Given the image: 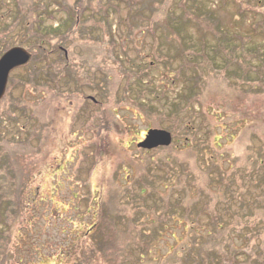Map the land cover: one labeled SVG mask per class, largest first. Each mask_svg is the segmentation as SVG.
Masks as SVG:
<instances>
[{"label":"rangeland","instance_id":"374dc122","mask_svg":"<svg viewBox=\"0 0 264 264\" xmlns=\"http://www.w3.org/2000/svg\"><path fill=\"white\" fill-rule=\"evenodd\" d=\"M64 2L82 12L63 35L25 31L41 21L37 5ZM249 44L264 53V0H0V54H33L0 101L7 150L34 199L9 260L177 264L187 238L206 245L208 233L242 228L264 240V69L262 55L246 57ZM33 68L42 72L32 81ZM151 128L169 131L171 145L139 149ZM181 164L192 173L179 184ZM208 202L226 226L212 229Z\"/></svg>","mask_w":264,"mask_h":264},{"label":"trees","instance_id":"16d2710c","mask_svg":"<svg viewBox=\"0 0 264 264\" xmlns=\"http://www.w3.org/2000/svg\"><path fill=\"white\" fill-rule=\"evenodd\" d=\"M64 4L65 2L59 4V6H55V8L53 7L54 6L53 3H48V5L45 4L44 7H41L40 4L37 5L36 8L40 10L39 17L42 16L40 18L41 21L36 22L34 24V21L38 17L37 18L35 17L36 19L33 21H30L31 20L30 18L27 19V21H25L26 23H24L25 31H28V33L39 32L41 34L42 31L49 29L48 30L49 32L45 31L43 36L46 37L48 36V34L51 35V33L53 34L54 32L58 34L57 36L63 35L64 32L62 33L61 30L67 26L66 24L71 20L72 17L76 18L77 15L80 17L81 12H82V9L78 6V4L71 5L70 9L68 8L69 6L68 7L66 6V8L63 9ZM60 12H64V14L66 15V18H64L63 21H60L54 28L53 27L47 28V25H45V21L50 20L51 26H52V24L56 21V14H59ZM20 16L21 14L19 11L17 15L18 20H22L24 18ZM44 16L46 17V19L43 18ZM75 23H77L76 19H75ZM223 41L225 42V40ZM37 43L39 44V47H38L39 51H43L45 56H48V54L51 53L49 50H46L44 52L42 48L44 47L43 46L44 38L37 40ZM241 48L244 49L242 46ZM245 49H247L249 53L246 57H251V58L258 57L259 58L260 55H262V59H263L261 61L262 64L259 63L258 66H260L261 64L264 69V53L258 52V46L253 47L251 44H249V45H246ZM55 50L57 51V49ZM65 64L66 63H64V68H66ZM247 65L249 66V64ZM62 67H63V63H62ZM41 72H42V69L38 70V69L33 68L32 73H30V71L28 72L30 74L29 79L33 81V79L35 78L34 73L39 74ZM254 72L257 73V71H254ZM48 75L50 76V81H53L51 75L50 74ZM76 76L78 77V80H81L78 74H76ZM190 101L191 100H188V103ZM176 105L177 106L175 108L177 111H181V109L184 107L183 104L176 103ZM18 108L22 109V113H25L28 106L25 103H20ZM6 123H7V120H4L2 118L0 122V264H35L32 261L23 260L22 258L21 259L18 258V260L13 259L12 261L9 260V250H10L11 243H12L13 228L15 224L19 222V218L20 216H22L23 211L25 209L31 208L34 202V199H32L33 198L32 193H29L30 190L26 192L27 185L19 181L20 172L18 171L17 166L14 162L13 154L9 153V151L7 150V144L5 142H10V141L7 140V138L4 136L7 133L5 130ZM3 142H4V145H3ZM205 142H206V145H209L208 140H206ZM161 148L166 149L168 147H160V149ZM141 150H145V149H141ZM211 157H215V155L211 154ZM181 166H182L183 171L181 172L180 176H178V179H177L179 184L184 183L188 179V177L191 176V173H192L191 169H188V170L183 169L184 164L183 165L181 164ZM167 172L169 174L170 173L172 174V169L167 168ZM209 172H210V169L207 170L206 174H209ZM219 181H221V179ZM211 182L212 181L209 178V184H211ZM220 185H222V182ZM183 192L185 193L186 191L183 190ZM200 192L202 191L200 190ZM27 193H29L30 197L29 196L27 197ZM141 193H144V190H141ZM233 194L232 196L229 195V197L224 200L225 206L229 207V204L234 196ZM239 202L240 204H242L241 201ZM191 203L183 205V206H185L186 208L187 207L189 208L191 207ZM209 209H210V203L208 202L203 207L202 212H204L206 216L208 217L209 224L211 225L212 229H213V226L217 224H221L225 226L227 225L223 223H218L221 220V216H215V212L208 213ZM95 226L96 224L91 225L87 229L86 233L84 234L86 238L90 237V235L92 236L93 233L91 231L93 230V227ZM219 228L221 229L220 226ZM230 231H228L227 236L226 234H222L220 237L215 234L208 233V236L209 238H211L212 241H207L206 245L204 243L202 245L198 244V241L196 239L198 237H194L192 238V240L187 238L186 241L182 242V244L179 246V249H178L179 253L177 252L179 255L177 256V260L175 262H177V264H247L253 261V259H251L252 255L243 249L249 248L250 250H253V252L259 258V260H254V262L258 264H264V256L256 252L258 247L261 246V244L264 242L263 239H260L259 233L257 231L255 230L254 231H250V230L243 231L242 228L236 231H231V232ZM214 235L215 237L213 238ZM194 239H196V241H193ZM235 239L239 240L241 243L234 244ZM90 240L93 241L92 239ZM253 245H255V247H253ZM127 252H128V249L126 250V253ZM128 254L129 253H127V255ZM242 255H244L245 257L244 260H241L240 262H238V260H235L236 258H239ZM90 256H88V258H90ZM79 264L81 263L79 262Z\"/></svg>","mask_w":264,"mask_h":264},{"label":"water","instance_id":"95a60500","mask_svg":"<svg viewBox=\"0 0 264 264\" xmlns=\"http://www.w3.org/2000/svg\"><path fill=\"white\" fill-rule=\"evenodd\" d=\"M32 54L23 47H11L0 56V100L3 98L9 74L18 67L27 65ZM172 142V135L165 129L151 128L147 130L144 138L138 142L137 147L142 149H153L159 146H169Z\"/></svg>","mask_w":264,"mask_h":264}]
</instances>
